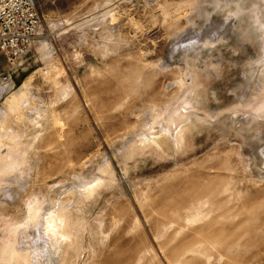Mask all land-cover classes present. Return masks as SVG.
Returning <instances> with one entry per match:
<instances>
[{"label": "rangeland", "instance_id": "1", "mask_svg": "<svg viewBox=\"0 0 264 264\" xmlns=\"http://www.w3.org/2000/svg\"><path fill=\"white\" fill-rule=\"evenodd\" d=\"M37 4L0 50V264H264V0Z\"/></svg>", "mask_w": 264, "mask_h": 264}, {"label": "built area", "instance_id": "2", "mask_svg": "<svg viewBox=\"0 0 264 264\" xmlns=\"http://www.w3.org/2000/svg\"><path fill=\"white\" fill-rule=\"evenodd\" d=\"M37 6V0H0V50L12 69L38 37L41 19ZM10 76L4 75L3 81Z\"/></svg>", "mask_w": 264, "mask_h": 264}]
</instances>
